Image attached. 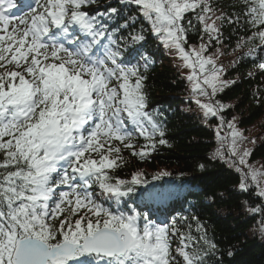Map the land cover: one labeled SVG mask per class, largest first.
Returning a JSON list of instances; mask_svg holds the SVG:
<instances>
[{
    "label": "snow or ice",
    "instance_id": "obj_1",
    "mask_svg": "<svg viewBox=\"0 0 264 264\" xmlns=\"http://www.w3.org/2000/svg\"><path fill=\"white\" fill-rule=\"evenodd\" d=\"M94 3L25 0L27 11L16 16L9 14L15 0H0V264H212L218 245L198 220L194 236L176 219L156 223L128 207L134 199L163 204L171 188L148 187L141 171L130 180L110 173L126 163L125 149L146 160L168 145L161 114L148 110L146 70L154 61L143 22L191 69L193 101L205 117L219 116L222 128L228 106L213 98L235 81L223 80V66L205 54L213 42L223 43L224 26L241 21L254 31L237 48L258 42L247 55L257 47L264 52V0H234L232 15H217L211 0H119L122 9L103 13L88 9ZM189 13L202 26L198 47L188 44ZM234 121L226 126L238 187L264 198V170L248 163L251 149L241 151L247 138ZM138 137L145 141L139 150ZM170 175L158 172L152 180ZM249 211L261 214L264 235V200Z\"/></svg>",
    "mask_w": 264,
    "mask_h": 264
},
{
    "label": "trees",
    "instance_id": "obj_2",
    "mask_svg": "<svg viewBox=\"0 0 264 264\" xmlns=\"http://www.w3.org/2000/svg\"><path fill=\"white\" fill-rule=\"evenodd\" d=\"M233 2L211 0L217 15L221 11L228 15L238 11L231 7ZM109 6L118 10L123 7L119 0H96L87 7L90 11L103 13ZM125 15L135 16V13ZM188 17L194 26L189 28L188 44L198 47L202 26L194 13H189ZM117 23L122 24L123 19L118 18ZM143 27L145 51L154 61L146 70L148 110L161 114L168 145L158 146L146 160H140L131 154V150L125 149L122 155L126 163L110 174L130 180L134 172L141 171L151 181L148 187L155 184L171 188L174 195L163 204L149 202L145 206L134 199L128 207H136L137 211L146 213L156 223H170L176 219L182 231L190 227L194 236L199 235L196 231L198 220L218 245L219 251L212 264L216 260L221 264H264V235L260 230L262 216L249 211L251 207L260 206L264 198L259 197L254 189L250 188L248 192L239 189L240 173L230 166V161L236 157L229 153L231 137L226 126L235 118V126L247 138L240 146L241 151L251 149L248 163L264 170V70L257 66L264 52L257 47L251 56L247 55L249 48L255 47L258 42L237 48L238 40H247L254 30L245 31L243 21L239 26L226 25L221 29L223 43L213 42L205 54L214 56L216 61L223 59L225 64L222 65L224 73L221 78L235 81L213 98L228 106L220 113L225 120V126L221 128L219 116L205 117L193 101L192 82L187 79L191 69L184 67L174 52L164 48L151 33L147 22H143ZM118 34L128 35L123 30ZM200 98L207 102L205 97ZM221 137L227 139L222 142ZM144 143L142 137L134 140L137 150ZM218 149L223 153V159L217 154ZM162 171L171 175L153 181L152 177ZM93 189L99 193L98 186L93 185ZM140 190L143 191L142 188ZM177 243L174 238L173 248ZM229 252L232 254L228 255Z\"/></svg>",
    "mask_w": 264,
    "mask_h": 264
},
{
    "label": "rangeland",
    "instance_id": "obj_3",
    "mask_svg": "<svg viewBox=\"0 0 264 264\" xmlns=\"http://www.w3.org/2000/svg\"><path fill=\"white\" fill-rule=\"evenodd\" d=\"M15 3L18 5V7L11 10L14 12V14L21 10L25 1L24 0H15ZM216 64H217V66H221V65L225 64V61L223 59L218 58L216 61Z\"/></svg>",
    "mask_w": 264,
    "mask_h": 264
}]
</instances>
